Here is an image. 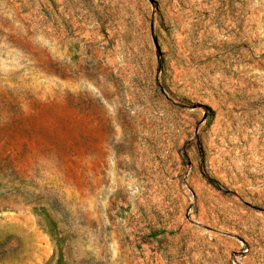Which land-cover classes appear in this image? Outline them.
Returning <instances> with one entry per match:
<instances>
[{
    "label": "rangeland",
    "instance_id": "1",
    "mask_svg": "<svg viewBox=\"0 0 264 264\" xmlns=\"http://www.w3.org/2000/svg\"><path fill=\"white\" fill-rule=\"evenodd\" d=\"M0 264H264V0H0Z\"/></svg>",
    "mask_w": 264,
    "mask_h": 264
}]
</instances>
